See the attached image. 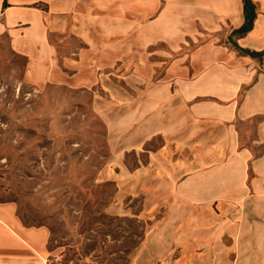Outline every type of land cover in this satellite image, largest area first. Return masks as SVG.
<instances>
[{
    "label": "crops",
    "instance_id": "obj_1",
    "mask_svg": "<svg viewBox=\"0 0 264 264\" xmlns=\"http://www.w3.org/2000/svg\"><path fill=\"white\" fill-rule=\"evenodd\" d=\"M249 2L0 0V39L27 85L91 93L118 202L163 207L167 229L212 204L233 215L241 264H264V0ZM49 237L0 202V264H47Z\"/></svg>",
    "mask_w": 264,
    "mask_h": 264
},
{
    "label": "rangeland",
    "instance_id": "obj_2",
    "mask_svg": "<svg viewBox=\"0 0 264 264\" xmlns=\"http://www.w3.org/2000/svg\"><path fill=\"white\" fill-rule=\"evenodd\" d=\"M24 65L1 38L0 202L14 203L25 225L48 228L47 264H241L233 215L212 204L185 216L190 227L167 229L163 207L150 210L141 197L118 202L123 166L110 163L91 93L27 85ZM136 165L129 154L125 167Z\"/></svg>",
    "mask_w": 264,
    "mask_h": 264
},
{
    "label": "trees",
    "instance_id": "obj_3",
    "mask_svg": "<svg viewBox=\"0 0 264 264\" xmlns=\"http://www.w3.org/2000/svg\"><path fill=\"white\" fill-rule=\"evenodd\" d=\"M244 7L247 10L250 7V2L249 0H244ZM252 22L250 20H246L245 24L243 25L242 28H240L237 32L239 34H243L247 32L251 28Z\"/></svg>",
    "mask_w": 264,
    "mask_h": 264
}]
</instances>
